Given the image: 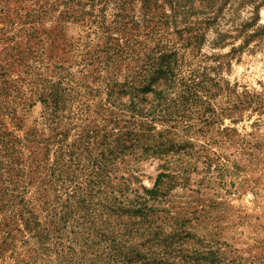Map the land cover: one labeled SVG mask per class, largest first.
Wrapping results in <instances>:
<instances>
[{"label": "trees", "instance_id": "trees-1", "mask_svg": "<svg viewBox=\"0 0 264 264\" xmlns=\"http://www.w3.org/2000/svg\"><path fill=\"white\" fill-rule=\"evenodd\" d=\"M36 4L25 14L31 41L37 38L42 49H59L71 26L95 27L90 30L97 41L89 43L94 47L103 39L96 47L104 48L100 67L115 65V70L99 86L106 99L95 101L106 114L104 124L75 132L73 143L67 141L71 123L89 110L86 101L79 104L85 106L80 113L73 111L78 104L73 93L88 86H73L67 79L36 86L41 111L33 126L19 129L22 136L1 132L0 215L4 206L9 216L0 219L1 264H222L219 249L186 247L183 238H176L181 226L167 221L170 210L161 200L152 204L164 181L172 179L167 173L157 175L151 190L141 186L143 194H129L141 162L155 158L163 162L161 170L169 169L167 141L152 140L153 124L182 121L179 114L190 99L185 96L191 79L184 77L182 57L171 47L143 45L169 26L176 0ZM108 18L113 20L108 23ZM138 29L144 31L139 42L127 34ZM122 61L128 64L119 70Z\"/></svg>", "mask_w": 264, "mask_h": 264}, {"label": "rangeland", "instance_id": "rangeland-1", "mask_svg": "<svg viewBox=\"0 0 264 264\" xmlns=\"http://www.w3.org/2000/svg\"><path fill=\"white\" fill-rule=\"evenodd\" d=\"M36 2L0 0V138L5 129L22 136L24 124L34 125L41 111L36 86L67 79L88 86L73 93V111L80 113L86 101L89 109L71 123L67 141L73 143L75 132L104 124L106 114L95 101L106 99L99 86L115 65L100 67L104 48L96 47L103 39L89 43L97 41L90 30L95 27L71 26L59 49L31 41L25 14L37 9ZM175 10L169 26L143 45L171 47L182 57L190 99L182 121L153 124L152 140L167 141L169 169L161 170L163 162L155 158L141 162L129 194H143L141 186L151 190L157 175L167 173L172 179L152 204L161 200L170 210L167 221L183 231L176 238L189 248L219 249L222 264H264V0H176ZM143 33L127 32L138 42ZM119 64L120 70L128 62ZM5 211L2 206L0 219L8 221Z\"/></svg>", "mask_w": 264, "mask_h": 264}]
</instances>
